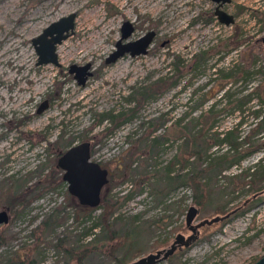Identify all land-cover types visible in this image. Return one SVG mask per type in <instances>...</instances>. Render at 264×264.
I'll return each instance as SVG.
<instances>
[{
	"label": "rangeland",
	"instance_id": "1",
	"mask_svg": "<svg viewBox=\"0 0 264 264\" xmlns=\"http://www.w3.org/2000/svg\"><path fill=\"white\" fill-rule=\"evenodd\" d=\"M215 5L213 0H0V210L6 209L9 214L8 221L0 223V264L28 263L32 259L33 264H116L121 256L107 255L110 244L122 239L119 236L88 243L90 236L80 239L77 244L90 249L81 261L76 256L66 257L54 245L59 236L78 235L101 211L98 205L85 210L69 206L66 182L56 180L46 187L42 183L40 194L25 206L7 205L12 181L29 173L30 182L44 179L53 168L57 152L66 147L64 139L71 135L75 136L73 143L83 141L81 136L90 141L92 159L103 164L116 159L121 167L142 135H165L152 154L140 150L133 155V167L146 160V173L134 174L133 179L118 181L106 189L113 199L121 201L116 212L126 218L134 214L140 217L138 243L142 250L129 256L125 264L145 259L157 250L163 255L173 245L168 256L152 264H168L169 255L184 264H251L264 253V196L242 212L230 213L248 191L238 180L231 185L227 178L261 158L264 162V146L248 151L244 144L239 162L221 170L217 166L206 169L204 177L211 181V190L204 208L193 200L194 189L189 183L179 182L156 192L164 180L151 176L155 169L163 171L175 155L189 160L183 169L179 162L174 164L173 173L193 168L195 157L184 150L183 136L174 130V120L181 118L186 131L195 133L201 113L212 108L217 114L209 133L217 130L222 135L242 120L238 125L242 134L255 126L258 118L253 110L264 113V0L223 3L222 7L234 14L230 24L218 20ZM70 12H75L73 33L57 45L61 65L37 64L32 37ZM88 13L94 17L89 18ZM125 20L134 25L129 39L154 30L153 40L146 53H124L105 62ZM235 30L240 31L237 37L233 36ZM202 49L206 50L205 60L191 67L192 54ZM175 55L185 65L178 83L169 85L168 80L153 91L158 77L175 72ZM86 62L91 63L92 74L79 84L68 67ZM237 67L245 71H238L236 79L224 76ZM148 86L152 94L146 100L128 98L136 88ZM244 95L249 97L239 106L237 99ZM44 101L46 106L38 111ZM133 107V112L128 110ZM121 111H128L123 114L129 117L117 126L111 127L110 120L98 121L101 113ZM158 116L167 120L153 132L151 123ZM62 131L63 141L57 142ZM255 137L264 141V129ZM228 146L208 147L201 166L208 164V156L221 154ZM130 191L131 196L124 198ZM260 194L264 195V190ZM70 198L78 202L74 196ZM219 203L225 204L228 217L210 228L199 227L205 218L223 216L213 212ZM190 205L197 212L188 224ZM58 207L62 221L44 228L41 221ZM121 225L113 224L120 235L128 227ZM179 233L183 240L177 243Z\"/></svg>",
	"mask_w": 264,
	"mask_h": 264
},
{
	"label": "trees",
	"instance_id": "2",
	"mask_svg": "<svg viewBox=\"0 0 264 264\" xmlns=\"http://www.w3.org/2000/svg\"><path fill=\"white\" fill-rule=\"evenodd\" d=\"M239 34L240 31L235 30L233 36L237 37ZM192 57L193 64L191 65V67L194 68L196 65H199L202 61L205 60L206 50L202 49L198 52H195L192 54ZM183 67H185V65L182 63V59L179 55H175V72L171 75L158 77L153 83V91L155 90V86H159L163 82L168 80L169 85H176L179 81L180 75L182 74ZM217 70L220 69L218 68ZM241 70L242 72L245 71V69L243 70L242 67L230 69L227 73L224 74V76L236 79L238 77L237 72ZM151 91L152 88L149 86L136 88L134 92L129 95L128 98L130 100L135 99L137 102H140L141 100H146L148 97H150L152 94ZM248 97V95H244L243 97L237 99L238 105H241L242 103L247 101ZM134 109L135 107L130 108L128 110L133 112ZM126 112L128 111H121L119 113L104 112L100 114V118L98 119V121H102L103 119L110 120L112 122L110 126L114 127L119 125L121 122L127 120V118L129 117L128 113L126 115L123 114ZM260 112V109L252 111L255 118H258L255 123V126L252 127L250 131L248 130L247 132L242 134L238 129V125L242 122V120L238 121V123H236V125H234L233 127L224 131L222 135H220V131L217 130H212L209 133L208 131L213 128L215 124L213 118L217 114L216 111L212 110V108H209L201 113L200 126L198 127V130L195 131V133H189L188 131H186L185 125H182L180 123L181 118L174 120V130L178 132L179 136H183L182 146L184 147V150L188 154H191L195 157V159L191 161L193 164V168L187 172L185 171L180 173L178 171L173 173L174 164L179 162V168L183 169L185 168L189 160L188 157L183 156L180 159L178 155H175L170 160V162L164 166L163 171L155 169L151 172V176H155L159 180H164V183L160 187L155 188L156 192L163 191L169 186H173L174 184L179 182L189 183L194 189L193 200L198 203L201 208L207 206L210 200L209 194L211 190V181L207 179V176L206 178L204 177L206 169H211L217 166L218 169L221 170L222 168H225L233 163L239 162L244 154L242 152V146L244 144L248 145V151L255 150L260 146H264V141H260L258 138L255 137L258 132L264 129V113L260 114ZM166 120L162 116L153 118V122L151 123V125L153 126V132L159 129L161 126H164ZM207 133H209V135ZM63 135L64 131H62V133L59 135V139L57 140V142L60 140L61 142L63 141ZM74 138L75 136L71 135L67 139H64L66 140V142H64L63 144H65L66 147L61 151L57 152V154L59 155L69 145H71L74 141ZM164 138L165 135L163 133L157 135H151V133L142 135V137L137 140V146L132 149L126 161V164L123 167L120 166V163H118L116 159V162H114V160L106 161L105 164L109 169L107 184L108 187H112L116 185L118 181H122L127 178L133 179L134 174L146 173V160L143 159L137 167H133L132 164L136 161V158L133 155L135 154V152H138L140 150H143V153H146L147 155L152 154L153 150L158 147L159 143ZM81 139L84 140V136H81ZM224 143H227L229 145L227 150H225L221 154L215 155L214 157L208 156V164H206V166H201L203 160L202 157L206 154L207 148L212 146L213 144L221 145ZM90 151H92L91 148ZM57 158L54 162H52L53 168L51 169V171L45 174L44 179H37L35 181L30 182L32 174L29 173L26 174L24 177L17 178L12 181L13 190L10 193H7L6 195L8 207H22L28 204L30 200L40 194V191L42 190V183L44 187L54 184L56 180H58V183H64L65 181L62 178V170L59 166H57ZM262 160L263 158L259 159L251 166H248L247 168L242 170L239 174L227 176L231 185H234V182L238 180V183L242 187H246V190L248 191L247 195L249 196L244 198L240 205H236L234 209L232 208V211H229L230 213L242 212L244 208L258 202L263 198L264 195L260 194L264 190V162H262ZM139 166H141V169H137ZM131 194V191L129 193H126L124 195V198L130 197ZM70 196L71 194L68 192L67 189H65V197L69 206L73 208H79L81 210H85L86 208H92L89 206L82 205L78 202H73ZM120 202L121 201H119L118 199H113L110 196L109 190L105 191L102 194L101 200L98 204V206L101 207V211L96 216V219L92 220V223L86 228H84L75 237L71 236L70 238L69 234L59 236L57 241L54 242V245L63 250L66 254V257L68 256L70 258H73L74 256H76L78 260L81 261L90 249L88 247L82 248V244H77L80 239H84L86 236H90L89 240L91 241H86V243H88L95 242L100 239L103 240L104 238L114 240L115 237L119 236L122 239H118L110 244L109 250L107 251V255H111L112 257L121 255L117 257L116 264H125L129 256L137 254L142 250V247H140L138 243V239L141 237L140 233L142 225L139 223L140 217L138 216V214H134L131 215L130 218H126L125 216H123V214L116 212ZM224 205L225 204L219 203L216 204L213 208V212L216 214H223L222 217H220L216 221H213L212 223H203L199 227H201L202 229L210 228L213 225L219 223V221H221L222 219L228 217V215L225 216L227 210L224 208ZM58 210L59 207L44 217V219L41 221V224L44 228L51 227L54 224H58L62 221V218L58 217ZM117 222H122L121 226L123 227L128 226L127 230L122 232L123 234L121 235L118 234L121 233L119 229L115 230L113 228V224ZM143 224H145L146 226L149 225L148 222H145ZM96 228H99V231H95ZM79 246H81L80 249ZM84 246H87V244H85ZM93 247L96 248V245H94ZM168 258H170L168 264H184V262L176 260L173 255H169ZM33 263V259L30 260L28 263L25 261L20 262V264Z\"/></svg>",
	"mask_w": 264,
	"mask_h": 264
},
{
	"label": "water",
	"instance_id": "3",
	"mask_svg": "<svg viewBox=\"0 0 264 264\" xmlns=\"http://www.w3.org/2000/svg\"><path fill=\"white\" fill-rule=\"evenodd\" d=\"M216 2L214 14L218 20L225 24L234 22V14L226 11L222 5L230 0H213ZM75 12L62 15L59 18L49 22L31 41L37 53V64L53 63L57 66L61 65L58 59L57 45L67 38L74 30ZM134 30L131 21L125 20L121 24V35L116 40L115 48L105 58V62L116 60L124 53L130 55H138L146 53L150 43L155 35L154 30H148L135 39H129ZM264 51V38H263ZM68 71L73 73V77L79 84H84L87 77L92 74L91 63L85 64L71 63ZM46 106V101L41 103L38 111ZM57 166L63 169L62 178L67 184L68 192L75 196L81 204L96 206L101 200V188L107 182L108 170L102 167L98 160L92 159L90 151V141L83 140L66 148L57 158ZM196 207L190 205L186 212V223L190 224L196 215ZM228 213H225V216ZM220 218L213 216L210 219L205 218L201 223H211ZM9 219L6 209L0 210V223H5ZM183 240L181 233L177 234L176 242ZM174 245L163 255L160 251L148 253L145 259L134 261L130 264H152L155 259L168 256L174 250ZM251 264H264V253Z\"/></svg>",
	"mask_w": 264,
	"mask_h": 264
},
{
	"label": "flooded vegetation",
	"instance_id": "4",
	"mask_svg": "<svg viewBox=\"0 0 264 264\" xmlns=\"http://www.w3.org/2000/svg\"><path fill=\"white\" fill-rule=\"evenodd\" d=\"M78 143V142H77ZM73 144H75V143H72L71 145H73ZM71 145H69L68 147H70ZM67 147V148H68ZM91 148V147H90ZM63 152V151H62ZM61 152V153H62ZM60 153V154H61ZM59 154V155H60ZM59 155H58V157H59ZM92 155V154H91ZM99 161V160H98ZM99 163H100V165L102 166V167H105V168H107V170H108V174H107V178H108V175H109V169H108V167H107V165L106 164H103L102 162H100L99 161ZM61 170H62V173H63V169L61 168ZM108 184V180H107V182L102 186V188H101V191H100V193H101V196H102V194L106 191V189H107V185ZM73 196V195H72ZM75 197V196H74ZM76 198V197H75ZM77 199V198H76ZM78 201V200H77ZM78 203H80L79 201H78ZM81 204V203H80ZM82 205H85V206H89V207H92V206H90V205H87V204H82Z\"/></svg>",
	"mask_w": 264,
	"mask_h": 264
},
{
	"label": "bare ground",
	"instance_id": "5",
	"mask_svg": "<svg viewBox=\"0 0 264 264\" xmlns=\"http://www.w3.org/2000/svg\"><path fill=\"white\" fill-rule=\"evenodd\" d=\"M92 12H93V11H92ZM86 13H87V12H86ZM94 13H96V12H94ZM97 13H98V12H97ZM91 14H92V13H88L87 16H88L89 18H93V17H94V14H92V15H91ZM85 17H86V16H85ZM82 18H83V16H82ZM89 20H90V19H89ZM92 21H93L92 24L96 23V20H92ZM96 24H97V23H96ZM92 26H93V25H92ZM13 43H14V42H13ZM98 45H99V44H98ZM98 45H97V47H98ZM81 46H82V45H81ZM100 46H101V45H100ZM13 47H14V46H13ZM95 48H96V47H95ZM99 48H100V47H99ZM101 48H102V47H101ZM81 50H82V49H81ZM86 51H87V50H86ZM96 87H97V86H96ZM3 107H4V106H3ZM4 108H5V107H4ZM4 108H3V109H4Z\"/></svg>",
	"mask_w": 264,
	"mask_h": 264
}]
</instances>
